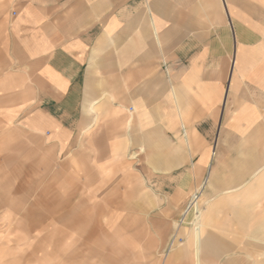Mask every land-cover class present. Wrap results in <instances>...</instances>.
I'll return each instance as SVG.
<instances>
[{"label": "crops", "instance_id": "obj_1", "mask_svg": "<svg viewBox=\"0 0 264 264\" xmlns=\"http://www.w3.org/2000/svg\"><path fill=\"white\" fill-rule=\"evenodd\" d=\"M3 143L146 210L149 264H264V0H0Z\"/></svg>", "mask_w": 264, "mask_h": 264}, {"label": "rangeland", "instance_id": "obj_2", "mask_svg": "<svg viewBox=\"0 0 264 264\" xmlns=\"http://www.w3.org/2000/svg\"><path fill=\"white\" fill-rule=\"evenodd\" d=\"M30 151L0 144V264H149L146 210L128 217L105 207L109 193H63L47 177L31 176ZM20 154L29 158L22 165Z\"/></svg>", "mask_w": 264, "mask_h": 264}, {"label": "built area", "instance_id": "obj_3", "mask_svg": "<svg viewBox=\"0 0 264 264\" xmlns=\"http://www.w3.org/2000/svg\"><path fill=\"white\" fill-rule=\"evenodd\" d=\"M199 198V193L196 192L194 194H192V196L189 198L187 204L185 205L184 210L182 211L181 216L178 219V224H183L184 222H186V216L189 212L192 213L193 218H195V210L193 208V206H195L194 204L198 203L197 200ZM174 236L169 240V244H168V248H170L173 243H174ZM178 241H180V238H178Z\"/></svg>", "mask_w": 264, "mask_h": 264}, {"label": "bare ground", "instance_id": "obj_4", "mask_svg": "<svg viewBox=\"0 0 264 264\" xmlns=\"http://www.w3.org/2000/svg\"><path fill=\"white\" fill-rule=\"evenodd\" d=\"M200 201V198H198V200H197V202H199ZM195 206H193V208H194V210H195V216H197L198 215V213H199V205H198V203H196V204H194Z\"/></svg>", "mask_w": 264, "mask_h": 264}]
</instances>
